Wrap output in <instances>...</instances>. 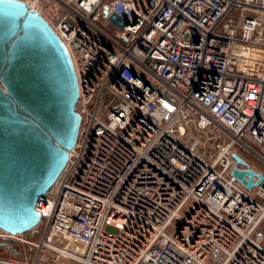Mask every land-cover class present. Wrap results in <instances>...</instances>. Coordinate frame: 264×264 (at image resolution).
Instances as JSON below:
<instances>
[{"label":"built area","instance_id":"1","mask_svg":"<svg viewBox=\"0 0 264 264\" xmlns=\"http://www.w3.org/2000/svg\"><path fill=\"white\" fill-rule=\"evenodd\" d=\"M18 1L67 49L80 125L38 239L0 229L10 264H264V174L231 175L264 153V0Z\"/></svg>","mask_w":264,"mask_h":264},{"label":"water","instance_id":"2","mask_svg":"<svg viewBox=\"0 0 264 264\" xmlns=\"http://www.w3.org/2000/svg\"><path fill=\"white\" fill-rule=\"evenodd\" d=\"M120 27L125 22L112 15ZM78 88L67 49L45 20L18 0H0V229L36 232L38 198L68 160L80 125ZM231 175L251 189L263 176L238 155ZM2 247L7 248L4 244ZM10 264V263H3Z\"/></svg>","mask_w":264,"mask_h":264},{"label":"rangeland","instance_id":"3","mask_svg":"<svg viewBox=\"0 0 264 264\" xmlns=\"http://www.w3.org/2000/svg\"><path fill=\"white\" fill-rule=\"evenodd\" d=\"M192 132V134H194L195 136H197L198 135V133L197 132H194V131H191ZM236 150H238V149H236ZM262 152V151H261ZM244 155V154H243ZM189 207H191V205L189 206ZM188 211V210H187ZM23 235H25V234H22V236ZM39 235H40V227L38 226L37 228H36V232L34 233V235H33V237L31 238V241L32 242H35L37 239H38V237H39ZM22 236H18V238L19 239H22L23 237ZM30 239V238H29ZM16 241V240H15ZM13 249H15L17 252L19 251V252H21V253H23V251H24V247H23V245L21 244V243H18V244H14V245H12L11 246ZM7 257V258H9V259H11V260H15V258H13L12 256H10V253L8 252V251H5V250H2V249H0V258H3V257ZM222 258V257H221ZM25 261V258H24V255L22 256V258H19L18 259V261L19 262H24ZM41 264H76V263H74V262H70V261H68V260H66V259H61V258H59V259H57V260H54V259H52V258H50V259H44L42 262H41Z\"/></svg>","mask_w":264,"mask_h":264},{"label":"crops","instance_id":"4","mask_svg":"<svg viewBox=\"0 0 264 264\" xmlns=\"http://www.w3.org/2000/svg\"><path fill=\"white\" fill-rule=\"evenodd\" d=\"M259 153L262 159L255 158L252 155H245L243 158L254 171L264 174V153L260 150Z\"/></svg>","mask_w":264,"mask_h":264},{"label":"flooded vegetation","instance_id":"5","mask_svg":"<svg viewBox=\"0 0 264 264\" xmlns=\"http://www.w3.org/2000/svg\"><path fill=\"white\" fill-rule=\"evenodd\" d=\"M25 237H27V235H25ZM15 244H16V243H15ZM12 245H14V244L7 245V248H5V247H0V249L9 252V250L12 248V247H11ZM9 253H10V252H9ZM29 254H30V252H27V255H29ZM10 256H11V253H10ZM0 260H3L4 262H7V263H10V262L14 261V260H11V259H9V258H7V257H5V256H4L3 258H0Z\"/></svg>","mask_w":264,"mask_h":264}]
</instances>
